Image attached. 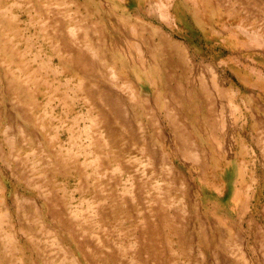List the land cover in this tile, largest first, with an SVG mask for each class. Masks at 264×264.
<instances>
[{
  "label": "crops",
  "instance_id": "obj_1",
  "mask_svg": "<svg viewBox=\"0 0 264 264\" xmlns=\"http://www.w3.org/2000/svg\"><path fill=\"white\" fill-rule=\"evenodd\" d=\"M100 16L103 15H79L81 37L86 41L80 44L79 49L82 53L85 50L86 54L80 55L74 74H69L66 67L62 76H48L44 79L49 86L46 91L38 90L42 78H36L37 92L32 93L35 94L33 100L27 104L22 102L18 108L5 105L1 109L0 249L6 250L8 258L0 264H49L63 260L77 264L73 260L80 261L81 257H74L69 251L58 253L56 257L40 253L35 256L23 251L19 244L28 241L31 244H49L59 237L62 240H57L58 243H66L64 236H55L50 229L83 227L86 224L71 223L66 216L60 220L54 213L86 211L89 208L83 209V205L87 203L94 205L101 243L116 242L112 238L114 235L116 239L120 237L116 232L120 224L129 229V224L120 221L117 214L120 202L123 206L129 202L128 197L121 198V201L119 197V131L143 133L140 161L146 169V199L142 220L138 224L148 229H175L174 235L180 239L182 228L190 227L185 235L194 241V215L187 210L188 205L194 210L193 194L184 193L182 183L181 196L175 194L179 193L177 190H168L165 171H156V168L150 173L151 164L164 165V170L166 167V152L160 148L152 152L155 146L151 147L150 133L155 131L161 135L167 130L166 105L162 112L161 93L157 95L154 92L153 95L150 87L152 84L169 83L180 85V92L193 90L194 115L190 121L194 127L191 130L228 132L231 130L232 103L224 92L227 85L222 90L220 84L216 85L214 60L200 57L194 51L193 15L190 24H184L188 19L185 15H176V23L186 32L177 39L168 34L163 25H154L152 31L153 15H109L106 16L109 21L105 22ZM92 28L93 34L90 33ZM240 32H221V36H227L221 43L224 49L226 42L230 46L233 42L234 49L229 50L238 52L239 62L233 67L240 71V82L246 91L239 104L246 113L242 127L237 130L264 132L263 35L251 34L249 30ZM153 44L162 54L151 60L149 55ZM88 52H94V56ZM120 54L125 61L121 66ZM230 66L231 62H228L227 69ZM187 85L192 89H187ZM17 102L21 103L19 100L14 103ZM181 123L172 118L174 131L184 130L180 126L186 123ZM127 138L128 135H124V139ZM191 143V147L198 149V143L193 140ZM201 146L224 147L225 143ZM177 177L174 174L173 179ZM241 189L233 192L235 197H246V192ZM257 190L255 194H258ZM185 199L186 204L183 202ZM76 200L79 204L71 203ZM57 204L63 206L58 208ZM253 208L246 202H240L233 209L240 213V229L263 228L264 204ZM15 212L29 220H23V217L19 220L13 215ZM188 217H193L192 221H188ZM27 227L47 230L51 235L26 236L24 239L14 235V229ZM239 236L242 238L240 230ZM179 237L176 239L180 240ZM78 242L81 243L80 240ZM256 256H259L256 264H264V255ZM78 264L83 263L80 261Z\"/></svg>",
  "mask_w": 264,
  "mask_h": 264
},
{
  "label": "rangeland",
  "instance_id": "obj_2",
  "mask_svg": "<svg viewBox=\"0 0 264 264\" xmlns=\"http://www.w3.org/2000/svg\"><path fill=\"white\" fill-rule=\"evenodd\" d=\"M142 13L153 15L152 31L154 25H163L174 39L186 35L182 26L176 23V15L188 18L184 24H190L193 15L194 51L200 57L214 60L215 83L217 86L220 84L221 90L227 85L224 92L232 103L230 131H193L191 127H194V123L191 124L190 118L194 115V91L180 92V85L169 83L152 84L150 87L153 95L154 92L157 95L161 93L162 112L164 104L167 111L166 133H150L151 147L155 146L152 152L158 148L166 152V167L164 170V165L151 164L150 173L156 168V171H165L168 190H177L179 193L175 194L181 196L179 190L182 183L184 193L193 194L194 210L191 205L187 206V210L192 211L194 218L187 219L194 220V241L185 235L190 227L182 228L180 239L174 235L175 229H148L138 224L142 220L146 199V169L140 161L143 133L119 131V197L120 201L128 197L129 202L124 206L120 202L117 214L120 221L129 224V229L120 224L116 231L120 237L116 239L114 235L115 239L112 238L116 242L101 243L94 205L87 203L83 205V209L89 208L86 211L54 213L60 220L66 216L71 223L86 224L83 227L50 229L55 236H64L66 243H58L57 240H62L59 237L49 244L19 241V247L29 255L40 253L46 254V257H56L58 253L69 251L74 257L79 255L83 264H199L200 261L202 264H256V257H259L256 255H264V223L262 229H240V213L233 209L240 202H246L253 210L254 206L264 204V132L237 130L242 127L246 113V109L239 106L241 96L246 91L240 82V71L233 67L239 62L238 52L229 50L234 47L233 42L232 46L226 42L224 49L221 43L227 36H221V32L249 30L251 34L257 32L263 35L264 40V0H0V113L5 105L18 108L22 102L27 104L33 100L35 94L32 93L37 92L36 78H42L38 90L46 91L49 86L44 79L48 76H62L66 67L69 74H74L80 55L86 54L85 50L82 53L79 49L80 44L86 42L81 37L79 15H103L100 18L105 22L109 21L106 18L109 15ZM158 15L167 17L163 19ZM90 33L93 34V28ZM190 33L188 36L191 38ZM179 52L176 50V53ZM88 53L94 56V52ZM160 54L156 44H153L149 55L151 60ZM119 61L120 66L125 62L121 54ZM228 62L232 66L227 69ZM185 87L192 89L191 85ZM182 96L186 98L181 99ZM17 100L21 103H14ZM172 118L180 124L186 123L180 126L184 130L174 131ZM126 134L127 140L124 139ZM191 140L198 143V149L191 147ZM220 142L225 146H201ZM186 143L189 144L185 146ZM174 174L178 175L175 180ZM239 189L246 192V197H235L233 192ZM255 189H258V194H255ZM183 202L186 204V199ZM71 203L79 204L78 200ZM57 205L58 208L63 206ZM13 215L18 216L19 220L22 217L29 220L20 213ZM239 230L242 231V238ZM13 232L23 239L26 236L50 234L47 230L30 227L16 228ZM178 237L181 242L177 240ZM84 256L87 258L84 259ZM6 258V250L0 249V261ZM69 263L74 264L68 260L49 264Z\"/></svg>",
  "mask_w": 264,
  "mask_h": 264
},
{
  "label": "bare ground",
  "instance_id": "obj_3",
  "mask_svg": "<svg viewBox=\"0 0 264 264\" xmlns=\"http://www.w3.org/2000/svg\"><path fill=\"white\" fill-rule=\"evenodd\" d=\"M113 131V130H112ZM191 153V152H190Z\"/></svg>",
  "mask_w": 264,
  "mask_h": 264
}]
</instances>
